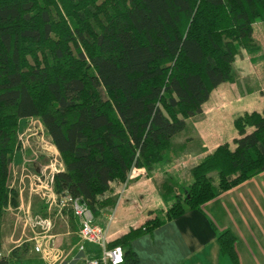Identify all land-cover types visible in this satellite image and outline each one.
Listing matches in <instances>:
<instances>
[{
	"label": "trees",
	"instance_id": "obj_1",
	"mask_svg": "<svg viewBox=\"0 0 264 264\" xmlns=\"http://www.w3.org/2000/svg\"><path fill=\"white\" fill-rule=\"evenodd\" d=\"M256 23H264V0H0V250L6 209L19 206L9 178L22 120L40 119L60 154L55 193L96 217L116 205L101 199L113 183L134 169L151 175L213 90L235 83L234 61L255 47ZM234 126L235 148L223 144L193 168L188 189L163 185L175 198L164 217L109 243L124 249L125 264H137L135 239L264 173V110ZM217 241L241 264L231 230ZM20 249L0 264H44Z\"/></svg>",
	"mask_w": 264,
	"mask_h": 264
},
{
	"label": "crops",
	"instance_id": "obj_2",
	"mask_svg": "<svg viewBox=\"0 0 264 264\" xmlns=\"http://www.w3.org/2000/svg\"><path fill=\"white\" fill-rule=\"evenodd\" d=\"M253 38L255 47L242 50L234 61L235 83H222L213 90L202 113L188 121L192 128L173 137L174 146L154 165L151 175L145 169H134L126 183H113L111 191L101 198L117 199L114 207L100 209L96 216V223L105 229L110 243L156 216L164 217L175 198L165 195L163 185H171L175 194L188 189L194 182L193 168L223 144L235 148L233 141L239 134L234 120L245 113L264 110V23L254 24ZM247 131L251 133L253 128ZM212 178L218 190V175L212 174ZM18 200L19 206L8 207L2 220L3 256L21 248L19 254L25 259L44 264H77L88 255L77 248V218L62 216L59 226L51 220L36 224L25 220L19 226L9 213L25 211L22 197ZM38 225L43 227L41 232H36ZM225 230L236 236L241 264H264V173L220 194L202 210L189 211L135 239L131 252L137 264H232L220 252L217 241V232ZM24 237L28 238L21 243ZM37 238L50 249L53 259L45 260L35 251ZM88 251L99 255L93 248ZM56 255L59 261H55Z\"/></svg>",
	"mask_w": 264,
	"mask_h": 264
},
{
	"label": "rangeland",
	"instance_id": "obj_3",
	"mask_svg": "<svg viewBox=\"0 0 264 264\" xmlns=\"http://www.w3.org/2000/svg\"><path fill=\"white\" fill-rule=\"evenodd\" d=\"M18 142L20 149L10 165L9 185L22 197L25 211L12 210L9 213L19 226H23L20 222L25 220L29 223L32 220L35 224L41 220H51L59 226L62 216H73L70 209L59 213L61 197L53 188L54 175L65 168L60 154L38 118L21 121ZM42 226L38 225L36 232H41ZM27 238L24 237L21 243Z\"/></svg>",
	"mask_w": 264,
	"mask_h": 264
},
{
	"label": "built area",
	"instance_id": "obj_4",
	"mask_svg": "<svg viewBox=\"0 0 264 264\" xmlns=\"http://www.w3.org/2000/svg\"><path fill=\"white\" fill-rule=\"evenodd\" d=\"M59 202L61 210L70 209L73 216L78 219L79 242L78 251L88 254L81 259L77 264H125V251L122 247H109V240L106 231L103 227L96 223V217L92 210L80 199L72 198L69 195L62 196ZM88 248H93L99 252L98 256H93V253L88 251ZM35 251L40 253L45 260L53 259V253L49 248L43 247V241L40 238L36 239ZM3 255L0 253V259ZM59 261L60 257L55 256Z\"/></svg>",
	"mask_w": 264,
	"mask_h": 264
}]
</instances>
